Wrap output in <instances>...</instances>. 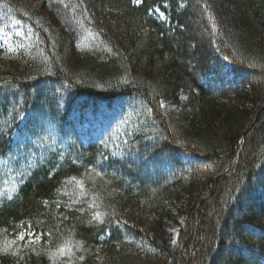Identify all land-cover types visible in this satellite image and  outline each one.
I'll return each instance as SVG.
<instances>
[{
  "label": "trees",
  "instance_id": "16d2710c",
  "mask_svg": "<svg viewBox=\"0 0 264 264\" xmlns=\"http://www.w3.org/2000/svg\"><path fill=\"white\" fill-rule=\"evenodd\" d=\"M13 26L0 264H264V0H0Z\"/></svg>",
  "mask_w": 264,
  "mask_h": 264
},
{
  "label": "rangeland",
  "instance_id": "374dc122",
  "mask_svg": "<svg viewBox=\"0 0 264 264\" xmlns=\"http://www.w3.org/2000/svg\"><path fill=\"white\" fill-rule=\"evenodd\" d=\"M40 13L41 14H38L35 17V19H36V21L41 22L44 18L43 14H47V12L44 10ZM153 15L155 18L159 19L160 21H164V19H165L164 15L161 11L159 13L153 11ZM47 23H49V22H47ZM53 29H55L54 26H53ZM9 31L10 32L15 31L14 36H11L10 34H5L2 31L0 32V50L1 51L12 52V51H16L20 48L27 49L29 47V45H30L29 33L30 32L27 29H21V27L13 26L10 28ZM220 73H221V76H219V77L222 80H224L225 82H227L228 80H230L232 78L231 67L228 65H225ZM115 153H116V151H114V150L111 151V154H115ZM118 153L120 154L121 151H119ZM176 230H177L176 227H174L172 230L173 239H175V237H176Z\"/></svg>",
  "mask_w": 264,
  "mask_h": 264
},
{
  "label": "snow or ice",
  "instance_id": "6c2138e0",
  "mask_svg": "<svg viewBox=\"0 0 264 264\" xmlns=\"http://www.w3.org/2000/svg\"><path fill=\"white\" fill-rule=\"evenodd\" d=\"M133 2L135 4H137V5H140V4L143 3V0H133ZM153 11L159 13L160 12V9L157 8V9H154ZM225 59H227V57ZM161 106H163V105H161ZM78 183H80V186L82 188L83 187L82 182H78ZM25 236H28L30 238L29 241H28V243H35V242H37L40 239V236L37 235V234H35V233H33L31 231V229H28V230H26L24 232L19 233L17 239L19 241H24L25 240ZM13 243H15V241ZM60 251H61V253H64L65 252V249L62 248V249H60ZM81 259H83V257H81Z\"/></svg>",
  "mask_w": 264,
  "mask_h": 264
}]
</instances>
